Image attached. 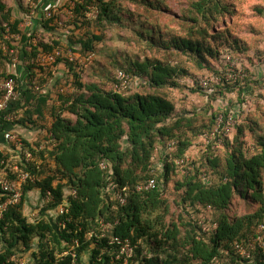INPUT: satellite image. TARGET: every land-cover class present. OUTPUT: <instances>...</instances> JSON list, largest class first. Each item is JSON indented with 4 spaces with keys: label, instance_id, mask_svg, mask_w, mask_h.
I'll return each instance as SVG.
<instances>
[{
    "label": "trees",
    "instance_id": "trees-1",
    "mask_svg": "<svg viewBox=\"0 0 264 264\" xmlns=\"http://www.w3.org/2000/svg\"><path fill=\"white\" fill-rule=\"evenodd\" d=\"M83 1L73 11L75 31L68 41L85 54L73 50L80 54L78 62L62 54L50 64L29 65L27 84L19 88L22 98L9 111L19 116L15 132H39L37 139L31 140L21 131L22 150L0 151V164L5 162L2 168L12 179L16 173L10 169L17 165L37 174L40 180L23 185L22 202L9 208L0 223V245L4 248L0 264H11L13 255L31 249L34 238L39 251L33 255L38 264H84L86 253L88 264H242L253 260L264 264V248L253 250L247 259L234 248L236 243L254 241L259 226L264 224L263 25L239 33L224 21L230 18L232 23L239 16L234 0H189L182 11L181 32L145 17L137 33L138 43L146 47L143 58L125 61L104 85L86 84L81 77L85 67L81 69L79 64L93 54L95 42L102 39L88 32L92 22L86 17L90 0ZM139 1L149 13H170L164 0ZM113 2L97 0L98 25L120 22L114 15ZM258 14L264 21V10L258 9ZM42 19L36 20V25L53 31L54 18ZM21 23L0 2L2 41L6 34L20 35L19 43L31 44L34 57L44 54L47 58L61 45L53 34L52 44L32 45L30 37L35 34L23 33ZM221 23L224 28L220 30ZM5 43L12 47L10 42ZM20 53L27 57L25 48ZM223 53L245 63L247 78L203 90L200 78L221 75L220 70H225ZM2 54L0 50V57ZM160 54L185 58L201 75L182 63L173 65L170 58H159ZM120 71L131 76L132 88H120ZM35 73L39 91L33 86L38 84L37 79L32 81ZM58 73L69 83L63 88V81L56 83L61 80ZM54 77L57 91L53 96L45 87ZM189 77L195 87L182 82ZM60 88L63 92L58 91ZM187 91L201 102L191 104ZM228 96L235 97L228 101L229 108L228 104L216 107ZM230 118L236 123L226 134ZM9 129L7 125L1 128ZM215 129L217 138L210 144L203 143L200 136L210 135ZM220 139L221 151L214 150ZM0 141L5 142L2 133ZM197 142L205 148L200 158L177 165L178 159L197 148ZM27 152L32 155L29 163L25 162ZM177 172L183 175L181 180L175 177ZM152 178L157 181L155 190L136 191ZM113 185L130 190L126 204L115 199ZM170 187L180 195L182 214L178 224H166L170 206L165 193ZM33 190L40 191L43 198L47 191L52 193L54 200L47 204V210L65 205L68 213L57 214L54 223L49 218L31 223L23 209ZM237 199L253 213L232 216L230 210ZM202 221L211 226L209 231L203 232ZM181 226L185 228L184 238ZM126 241L130 242L129 254L122 252ZM181 251L183 258H179ZM162 255L166 256L163 260Z\"/></svg>",
    "mask_w": 264,
    "mask_h": 264
},
{
    "label": "rangeland",
    "instance_id": "rangeland-1",
    "mask_svg": "<svg viewBox=\"0 0 264 264\" xmlns=\"http://www.w3.org/2000/svg\"><path fill=\"white\" fill-rule=\"evenodd\" d=\"M82 3L78 0H0V2L5 5L8 9L12 10L13 17L17 20H21V31L25 34H35V37H30V42L34 44H38L39 42H44L47 44H52V37L54 35V40L61 43V45L56 46V50L62 52L64 57L72 56L74 58L80 59V54L84 55L85 53L81 51L78 45L72 46L71 43L68 41V37H72L73 31H75V18H74V9L78 4H84V1L81 0ZM114 7V15L119 16L120 22L113 21L103 24H97L96 20H91V25H89L88 32L90 34L94 33L98 36H101L100 42H95L94 50H93V59L90 64H86L84 70L82 71V82L88 84L92 82L100 83L102 85L108 83V77L110 74H115L119 68L125 64V61H129L130 59H139L143 58L145 45L138 43L139 37L137 33L140 29V22L145 20V17H149L151 22L164 27L166 29H173L176 32H181L183 25H182V11L187 5L189 0H164L170 8L169 14H158V13H149L146 11L142 5L139 4V0H113ZM79 2V3H78ZM237 5V9L239 11V16H236V19L231 23L230 18H226L225 24L232 29H236L237 32H246L251 31V26H259L263 25L264 29V21H262L258 14V9L264 10V0H234ZM90 4H97V0H90ZM89 4V5H90ZM88 5V6H89ZM98 6V5H97ZM50 15V16H49ZM142 16V17H140ZM51 18L54 20L52 24L53 31H45L43 27L37 26L36 22L39 20L42 22V18ZM37 20V21H36ZM34 23V24H33ZM36 25V26H35ZM224 24H220L218 29H223ZM85 29H82L81 32H85ZM254 30V29H252ZM77 31V30H76ZM245 34V33H243ZM249 36H245L246 38L254 39V37L250 34H245ZM34 36V35H33ZM74 36V35H73ZM244 37V36H243ZM244 37V38H245ZM5 42H10L12 47H9ZM21 37L20 35H11L7 34L3 38V41L0 39V50L3 52L2 56L0 57V66L4 72V75H13L16 74L19 81L17 84L21 88L22 84L26 83V73L27 68L29 65H41V64H50L49 58L44 57V54H39L34 57L33 52H31V44H20ZM22 48L27 50V57L24 59L21 55ZM73 48V49H71ZM76 52L80 53H76ZM148 51V50H146ZM41 52V51H40ZM159 58H170V62L173 65L184 64L186 68L190 71H194L197 74V69L193 66L192 63L185 60V58H181L178 56H168L164 54L158 55ZM82 58V57H81ZM83 59V58H82ZM16 60L17 66L13 69L11 64L13 61ZM58 71L57 69H54ZM63 69H60L62 72ZM56 73V72H55ZM63 73V72H62ZM36 74V73H35ZM61 80L60 82H56L57 84L62 82V88L68 85L67 79L62 77L63 75L59 76V73L56 74ZM57 77L51 79V81L45 87L47 90H51V95H56V88H54L55 81H57ZM72 78V77H71ZM35 87H41L38 74L36 77L33 78L32 81H36ZM191 78H187L182 80L185 84L190 86L195 85V81L190 80ZM58 84V85H59ZM66 84V85H64ZM56 86V84H55ZM195 87V86H194ZM189 90V89H188ZM59 92H63V89L60 88ZM187 97L190 98V103L195 105L201 102V99L194 95L190 91L186 93ZM196 97V98H195ZM234 100V96H228V99L220 104H216V107L227 106L230 107L231 102L229 100ZM249 104H254L253 101H250ZM264 104V103H263ZM248 106V105H247ZM252 106V105H251ZM234 119V118H233ZM235 121V119H234ZM236 123V121H235ZM37 139V136L33 135V140ZM207 144L206 142H204ZM197 148L190 151L187 155L190 159H198L202 155L201 152L205 149L202 145V142H197ZM222 147V146H221ZM220 147V148H221ZM214 149L217 151H221V149ZM177 180H181L183 175L178 173L175 175ZM165 198L168 201L170 206L169 216L166 219V224L171 223H180V214H182V210L179 207V198L177 191L174 188L170 187L165 193ZM247 205L237 199L235 201V205L232 206L230 210V214L232 216H242L249 214L251 210L246 207ZM256 206L253 207V211L255 210ZM24 216L29 219L31 223L37 222L39 220H43L44 218H49L52 222H55L57 218L56 210H47V203L44 201L40 191L33 190L28 193L26 197V202L24 205ZM253 213V212H251ZM182 231V238L185 237V228L182 226L180 227ZM259 230V229H258ZM257 232L259 233V231ZM38 241L37 238H34L32 248L29 250H22L13 255L12 258L9 260L11 264H38V258L34 257V252L38 253ZM247 244V243H246ZM51 247V246H50ZM4 248L3 245H0V252H3ZM253 249L251 250V252ZM130 253V252H129ZM184 253H186L184 251ZM126 254V253H125ZM154 254V253H153ZM251 255V254H250ZM166 256L162 255L161 259H165ZM179 258L182 257V251L179 254ZM84 264H88L89 262V255L86 253L83 255ZM242 264H256L255 261H251L249 263H242Z\"/></svg>",
    "mask_w": 264,
    "mask_h": 264
},
{
    "label": "built area",
    "instance_id": "built-area-1",
    "mask_svg": "<svg viewBox=\"0 0 264 264\" xmlns=\"http://www.w3.org/2000/svg\"><path fill=\"white\" fill-rule=\"evenodd\" d=\"M78 1V0H77ZM80 3H82L81 0H79ZM79 3V2H78ZM100 10L97 6V4H90L87 7L86 17L89 20H95L99 17ZM50 16V15H49ZM46 18V17H45ZM34 24V23H33ZM7 35V34H6ZM62 52L59 50H55V52L49 56L50 61H55L58 56H61ZM224 55V61H225V70L221 71V75H214L211 77H202L199 80V84L203 90L209 91L213 88V84L219 85L224 82H241L244 81L247 76V68L243 61H240L232 55L223 53ZM93 54H88L85 61H81L79 64V68H83L86 66V64L93 59ZM68 59L73 62H78V58H74L72 56H69ZM87 62V63H86ZM85 65V66H84ZM17 66L16 60L13 61V64H11V67L13 69ZM14 76V77H13ZM17 77L16 74L13 75H4V72L0 66V133L3 134L6 148L11 150V152L21 151L23 148V143L20 140L19 134L22 133V129H19L18 132H15L16 126V120L18 119V115L16 114H9V111L13 109L14 103L21 100V92L19 91L20 87L17 84ZM117 80L119 81L121 87L120 88H132L134 86V83L132 81V78L130 75H128L125 71L118 72ZM24 86V83L22 84ZM21 86V88L23 87ZM36 91H39V87L34 88ZM222 123V118L219 119L218 127ZM11 126L12 129L9 130H1V128L4 126ZM235 125V121L233 118H230L228 121V128L226 130V134L230 133L231 128ZM218 130L215 129L210 135L205 134L201 135L200 138L202 142H206L207 144H210V142L217 138ZM13 145V146H12ZM221 146H223L222 140H218V142L215 144V148L218 149ZM14 147V149L12 148ZM214 148V147H213ZM214 149V150H216ZM6 150L4 147L0 144V151ZM32 159V155L27 152L25 157V162L29 163ZM190 159L188 157L178 159L177 165H184L186 162H189ZM5 165V162L2 161L0 164V223L4 219L5 213L9 210V208L18 206L22 202L23 198V185L27 183H36L40 180L37 174H34L29 171H25L21 168H19L17 165H15L11 171H14L16 173L15 178H10L9 174H7V171L5 168H2ZM103 167L105 168V165L103 164ZM5 169V170H4ZM157 188V181L156 179L152 178L147 181V183L142 184L137 187V192H143V191H152ZM111 191L114 192L115 199L119 201L121 204H126L131 192L128 190V188H121L116 189L115 185L111 187ZM45 202L47 204L52 203L54 200V196L50 191H47L46 196L44 197ZM57 214L58 215H65L68 213V210L66 209L65 205H60L57 208ZM64 223V222H63ZM64 226V224H62ZM201 227L203 232L209 231L211 226H208L205 221L201 222ZM212 228L215 230L217 228V225H213ZM259 233L258 236L254 241H251L249 243L241 244L236 243L234 245V248L236 252L241 256V258H249L251 250H255L257 248H264V224L259 226ZM123 253L129 254L130 252V242L126 241L125 245L122 249Z\"/></svg>",
    "mask_w": 264,
    "mask_h": 264
},
{
    "label": "crops",
    "instance_id": "crops-1",
    "mask_svg": "<svg viewBox=\"0 0 264 264\" xmlns=\"http://www.w3.org/2000/svg\"><path fill=\"white\" fill-rule=\"evenodd\" d=\"M34 130H39V129H34ZM23 132V134H25L26 135V137H28V138H31V140L33 139V135H34V133H33V130H29V131H22ZM0 144H1V146L2 147H4V148H6V143L5 142H3V141H0Z\"/></svg>",
    "mask_w": 264,
    "mask_h": 264
},
{
    "label": "clouds",
    "instance_id": "clouds-1",
    "mask_svg": "<svg viewBox=\"0 0 264 264\" xmlns=\"http://www.w3.org/2000/svg\"><path fill=\"white\" fill-rule=\"evenodd\" d=\"M23 131H25V130H23ZM38 130H33V133L37 136L38 135Z\"/></svg>",
    "mask_w": 264,
    "mask_h": 264
}]
</instances>
